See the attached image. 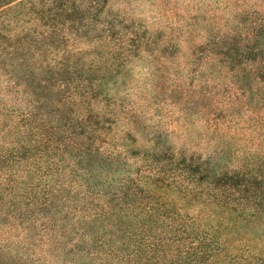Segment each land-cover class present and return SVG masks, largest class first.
Returning <instances> with one entry per match:
<instances>
[{"label":"rangeland","instance_id":"obj_1","mask_svg":"<svg viewBox=\"0 0 264 264\" xmlns=\"http://www.w3.org/2000/svg\"><path fill=\"white\" fill-rule=\"evenodd\" d=\"M118 1L128 21L153 28L156 43L114 69L125 82L122 75H98L106 80L100 89L122 100L118 120L108 124L114 142L101 144L103 154L92 161L70 154L77 166L61 173L56 167L59 178L46 202L21 197L34 186L45 189L44 179L20 180L16 190L2 191L0 208L13 203L6 214L15 219L0 214V264H92L85 260L89 250L75 243L77 232L65 230V214L96 230L105 221V204L132 231L134 225L151 228L155 218L146 211L159 202L168 208L157 219L167 237L173 238L169 218L190 219L192 226L220 229L230 251L261 261L264 25L256 20L264 19V0ZM5 84L0 75V87ZM3 144L0 139V154ZM97 168L104 177H96ZM68 206L76 208L72 215L64 212ZM117 220L109 218L113 228L106 233L126 228L120 239L129 255L139 236L128 237ZM53 229L65 244L54 242ZM113 260L108 264H129L124 256Z\"/></svg>","mask_w":264,"mask_h":264},{"label":"trees","instance_id":"obj_2","mask_svg":"<svg viewBox=\"0 0 264 264\" xmlns=\"http://www.w3.org/2000/svg\"><path fill=\"white\" fill-rule=\"evenodd\" d=\"M256 21L264 25V19ZM152 29L128 21L118 0H0V75L6 83L0 87L4 142L0 196L7 187L16 190L20 180L44 179L45 189L34 186L21 197L46 202L53 196V178H59L56 167L60 171L77 166L70 154L92 161L90 157L103 154L101 144L110 145V140L113 144L108 124L118 120L122 100L111 89H100L101 80H106L98 75H122L121 83L125 82V74L114 69L125 67L130 58H140L138 52L156 43L151 40ZM102 164L103 168L108 162ZM94 174L105 176L99 168ZM12 204L1 207L0 214L5 215ZM68 207L64 212L72 215L76 208ZM102 207L105 221L96 230L72 223L67 214L62 220L65 230L77 232L75 243L89 250L85 260L92 264H108L122 256L129 264H264V258L254 260L255 255L242 257L241 251H230L220 229H203L194 222L192 226L190 219L169 218L166 226L173 229V238L167 237L164 226L157 224L161 210L168 209L163 202L148 206L146 213L155 218L151 228L134 225L132 231L125 217L111 216L109 208ZM6 215L15 219L9 212ZM109 218L127 227L128 237L139 236L134 252L128 255L129 246L121 241L126 228L122 234L106 233L113 228ZM53 231L57 245L67 242Z\"/></svg>","mask_w":264,"mask_h":264}]
</instances>
